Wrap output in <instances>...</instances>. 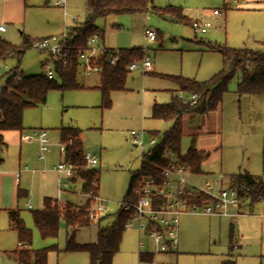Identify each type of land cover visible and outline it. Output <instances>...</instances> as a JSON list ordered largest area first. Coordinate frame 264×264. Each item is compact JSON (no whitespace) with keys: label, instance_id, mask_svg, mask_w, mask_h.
<instances>
[{"label":"rangeland","instance_id":"obj_1","mask_svg":"<svg viewBox=\"0 0 264 264\" xmlns=\"http://www.w3.org/2000/svg\"><path fill=\"white\" fill-rule=\"evenodd\" d=\"M86 3L87 0H68L66 9L44 6L41 12L29 17L26 27L5 22V26L9 27L7 35L14 45L22 44L23 32L29 38L34 37L31 39L43 35L61 36L65 30L75 26L74 16L79 18L78 25L86 22ZM153 4L158 7L169 4L182 6L183 13L192 20V24L210 23V26L206 31H196L191 23L179 22L170 16L164 17L151 8L142 12L110 14L98 18L95 24L103 34L99 42H103L107 48L118 50L142 48L145 57L150 58L152 67L146 70L141 66L142 60L136 61L139 67L129 71L125 89L111 93L110 106H104L102 92L95 87L100 85L101 74L87 76L84 69L79 67L76 76L79 88L50 90L44 102L25 109L23 132H8V135L18 139L11 147V154L18 158L17 145L21 143L22 135L33 130L48 131L52 147L46 159L54 152L57 161L48 167L56 171L55 167L64 160L57 152L62 142L58 140L59 130L62 127L80 129L84 151L99 158V163L90 167L100 176L98 193L105 203V211L101 214L104 216L101 221L103 225L116 221L119 203L124 200L129 189L131 172L140 169L142 154L153 147L149 145L150 139L155 138L160 143L173 124V121L151 117L155 101L165 103L177 97V89L172 86V81L159 75H182L198 81L210 79L224 65L221 53L209 49L210 45L264 52V27H261L264 0H153ZM215 9L220 10L221 14H214ZM146 29L156 31L157 39L147 38ZM45 62L54 69V63L46 53L30 48L20 63L23 69L21 73L25 76L44 73ZM16 66L18 62L15 57L0 59V87L5 85L10 71ZM239 78L236 75L231 80L229 91L215 112L214 116L221 120L220 132L216 134L218 144L202 162L203 173L192 176V180L199 185L206 181L214 183L222 175L224 187H228L231 174L243 171L263 174L264 94L239 95ZM154 89L162 90L154 92ZM204 118L202 113L185 116L181 154H185L192 145H200V136L193 133L200 129ZM143 129L146 130L145 147L141 148L135 146L131 132ZM155 131L157 133L153 135ZM23 144L30 145L32 157L36 156L40 162L38 142L23 141ZM44 167L29 164L26 169L31 177H37L34 185L40 190L43 188L40 174ZM62 178L56 191L49 190L50 196L58 198L62 203L84 205L90 196L82 193L81 181L74 182L65 176ZM28 198L30 195L21 197L18 202L20 216L32 233V241L27 243V247L37 250L57 246L59 251H49L48 264H90L88 252L66 250L67 228L63 222L58 236L43 238L40 235L32 211L41 208L38 204L41 201ZM27 202L32 205L31 208L26 206ZM247 202L241 201V210H233L242 212L235 217V222L228 216L182 215L180 244L176 254L155 252L152 262L140 261V253L154 251V244L138 232L135 224L124 231L112 264H222L226 260L228 264L230 260H234L235 264H264V203L249 208ZM5 221L7 215L3 212L0 217V261L9 260L4 252L16 249L19 240L18 233L11 230ZM98 234V223L94 221L89 226L77 229L76 241L81 244L94 243ZM140 240L145 242L143 248L140 247Z\"/></svg>","mask_w":264,"mask_h":264},{"label":"trees","instance_id":"obj_2","mask_svg":"<svg viewBox=\"0 0 264 264\" xmlns=\"http://www.w3.org/2000/svg\"><path fill=\"white\" fill-rule=\"evenodd\" d=\"M150 8L164 17L170 16L176 21L192 24V20L183 13L182 6L170 4L158 7L153 4V0H87V20L84 24L69 29L70 36H72L70 43L72 50L69 53L67 64L54 63L56 75L53 78L45 73L31 76L20 73L21 77L18 78L15 69L20 65L24 54L32 47L35 39L22 33V44L14 45L0 36V59L15 57L18 62V66L10 71L5 85L0 88V148L5 144V131L23 130V116L27 107L44 102L48 92L52 89L65 90L80 87L76 80L79 69L77 52L85 47L90 36L100 33L95 24L98 18L110 14L142 12ZM209 47L221 53L224 62L223 68L210 79L198 81L182 75H159L171 80L180 90L196 92L199 97L195 104L185 103L178 97H173L169 102L153 104L151 117L173 121V124L165 132L160 143H156L142 154L141 167L131 172V181L124 200L134 198L132 190L140 175L160 176L162 168L168 163V160L164 158L167 152L175 154L180 161L190 164L196 174L202 172L201 164L209 157L208 152L198 150L192 145L185 154H181L183 117L186 114L208 113L216 110L229 91V84L236 75L240 76L237 84L239 95L264 94V52L246 48L231 49L220 45ZM117 56L119 60L116 64L103 63L98 88L102 92L104 106L111 105L110 95L113 91L125 89L130 71L129 66L136 61L143 60L145 51L138 47L119 49ZM152 133L154 135L157 132ZM69 139H72V144L67 146L65 159L72 162L77 169L76 176L71 179L74 182L80 180L82 193L90 197L81 206L46 198L42 209L32 211L35 227L43 238L56 237L59 234L60 224L63 222L67 228V251L88 252L90 264H112L113 256L119 250L123 233L127 229L126 222L130 217V212L119 209L116 213V221L110 225L102 224L104 216L100 215L97 220L91 218L93 197L99 195L100 176L92 167H87L81 130L76 127H62L61 141L65 142ZM230 186L237 190L240 201H248L246 204L249 208L257 203H264V163L262 175L249 171L231 174ZM10 219L18 233L19 241L27 246V243L32 241V233L21 218L20 209L11 210ZM94 221L98 223L99 229L97 241L86 244L78 243L76 241L77 229L89 226ZM51 249L59 251L57 246L37 250L22 247L13 252L12 257L19 264H48V253ZM152 260L153 254L140 253L141 262H152ZM228 262L226 260L222 264H228ZM230 264H235V261L230 260Z\"/></svg>","mask_w":264,"mask_h":264},{"label":"built area","instance_id":"obj_3","mask_svg":"<svg viewBox=\"0 0 264 264\" xmlns=\"http://www.w3.org/2000/svg\"><path fill=\"white\" fill-rule=\"evenodd\" d=\"M55 4L66 9L67 0H56ZM214 14H221L218 9L214 10ZM78 16L73 17V21L77 23ZM210 23L200 24L194 23L193 27L196 31H206ZM6 29L5 25H0V31ZM100 33H95L90 36L85 47L77 52L79 67L84 69L87 76L93 74H101L103 72V63L116 64L119 60L117 56L119 50L107 48L103 42H99ZM145 36L151 40H156L158 34L152 29L145 30ZM72 36L69 30H65L61 36L51 35L48 37L37 38L33 41L32 47L40 52L48 55L49 60L55 62H63L67 64L69 53L72 50ZM44 73L50 77H55V69H52L46 62ZM141 66L148 70L152 67V62L149 57L142 60ZM139 65L135 62L129 66V70H135ZM18 78L21 77L20 65L15 69ZM177 97L185 103L195 104L199 97L196 92H187L179 90ZM134 144L137 147H145V130L131 132ZM23 141H37L39 145V158L45 159L46 154L51 150L52 143L48 137L46 130H33L29 134L21 136ZM157 143L155 138L149 141L150 146ZM72 144V139L59 144V149L64 157L56 167V172L59 176L73 178L76 176L77 169L74 164L65 159L67 146ZM164 158L168 160L160 176L140 175L133 187L132 200H122L120 209L130 212V217L126 222V228L131 229L137 224V229L140 234H144L152 240L154 251L141 253H173L178 248L180 242V219L184 214H201L208 216H228L233 217L238 214L233 210H238L240 207V197L237 190L232 187H224L223 176L210 183L206 181L203 185H199L192 180L195 176L190 164L182 162L178 157L171 152H167ZM84 159L87 162V167L99 163V158L95 154L84 152ZM28 208L32 205L28 202ZM105 211L104 200L99 195L93 197L91 206V218L97 220L98 217ZM140 247L145 246V242H139ZM20 246L26 247L25 244L19 242Z\"/></svg>","mask_w":264,"mask_h":264},{"label":"crops","instance_id":"obj_4","mask_svg":"<svg viewBox=\"0 0 264 264\" xmlns=\"http://www.w3.org/2000/svg\"><path fill=\"white\" fill-rule=\"evenodd\" d=\"M55 2H56V0H0V25H5L6 23H8V24L14 25V26L15 25H18V26L23 25L26 27V25H28L29 21H30L29 17L33 16L37 12H41L42 7H44V6L49 7L51 5L55 6V7H59L55 4ZM67 2H68V0H67ZM76 25H78V22L75 23V26ZM261 27L262 28L264 27V20H263V24ZM8 29H9V27L6 26V29L4 31H0V36L3 37L4 39L8 40L9 42H11L10 41L11 39H9V36L7 35ZM44 36H46V35H43L41 37H44ZM30 37L34 38L32 36H30ZM41 37H36V38H41ZM102 37H103V34H102ZM209 49H211L212 51H216L212 48H209ZM22 70L23 69H21V71ZM187 78H189V77H187ZM98 85L95 87L98 88ZM172 86L175 87V90L177 89L176 92H178L180 90L177 87V85L174 84L173 82H172ZM158 90H162V89H154V92H157ZM165 90H167V89H165ZM165 101H168V100H165ZM154 103H156V101ZM217 109L214 111H210L208 113H202L205 115L204 121H203L200 129H198L197 131H195L193 133L197 136H200L201 141H200V145L197 147L198 150L208 152L209 154H210V150L218 144V140H216V138H217L216 134L218 132H220V128H221L220 127L221 126V120L219 121V119H217L214 116ZM186 115H184V117H183V122H184L183 123V130H184V126H185V116ZM23 130H24V128H23ZM23 130L19 131L20 134L23 132ZM9 131L4 132L5 144L0 148V150H2V152H1L2 157L0 159V217L4 212L7 215V222H8L9 228L17 233V231L14 229V227L12 225V221L10 219V211L15 210V209H20L18 207V202H19L20 198L24 197V196L27 197L30 195V198H32V200H36V202H37V200H38V202L41 201L38 204L41 206V208H39V209H42L44 207V201L48 197L52 198V199H57L59 201L58 198L50 196L49 190L56 191L57 185H61L63 178L61 176H59V174L55 170H52L51 168L48 167L57 161V159L55 160L56 157L54 155V152L50 153L47 159L46 158L41 159V161L39 162L38 160H36V156L32 157V154L30 152L31 151L30 145L23 144V140L21 139L22 140V141H20L21 143H19L17 145V147L19 149L18 150V158L17 157L15 158L14 155L11 154V150H12L11 147L14 146L15 142L18 139L14 135H10V134L8 135ZM81 137L83 140L82 135H81ZM58 140H59V142L61 141V130H59ZM4 150H6L5 153H4ZM56 151H57V149H56ZM57 152H59L60 155L62 156L60 149H58ZM57 152L55 153L56 155H57ZM58 158L60 159L61 157L58 156ZM29 164L37 165V166H39V165L45 166L44 168L41 169L42 174H40V179L43 182L42 183L43 188L41 190L39 189V187H35V185H34V181H37L36 180L37 177L34 178L33 175L31 177V174L29 173V171L26 170V169H28L27 167ZM55 173H57V175ZM198 174H201V173H198ZM30 198H28V199H30ZM59 202L62 203L61 201H59ZM27 203H26V206H27ZM242 207H243L242 204H240V207L238 210H241ZM238 214H242V212L238 211ZM203 216H206V215H203ZM236 216L230 217L231 219H233L232 222H235ZM210 217H212V216H210ZM213 217H220L221 218L224 216H213ZM7 222L5 221V223H7ZM19 242L20 241L18 240V247L16 249L4 252L5 255H7L9 260L3 259V261H0V264H19L12 257V253L15 251H18L22 247L23 248L27 247V246L26 247L20 246ZM179 244H180V242H179ZM178 247H179V245H178ZM177 250H178V248H177ZM169 254H176V251H174L173 253H169Z\"/></svg>","mask_w":264,"mask_h":264}]
</instances>
